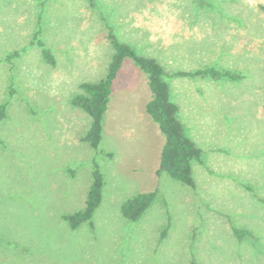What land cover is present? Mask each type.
Wrapping results in <instances>:
<instances>
[{"label":"rangeland","instance_id":"rangeland-1","mask_svg":"<svg viewBox=\"0 0 264 264\" xmlns=\"http://www.w3.org/2000/svg\"><path fill=\"white\" fill-rule=\"evenodd\" d=\"M109 28L165 68L203 152L195 188L157 174L165 136L131 59L99 148L83 140L91 118L72 99L106 76ZM212 67L237 77L171 76ZM0 105V264H264V0H0ZM96 167L94 226L72 229L63 217L85 208ZM153 191L138 221L124 218L128 199Z\"/></svg>","mask_w":264,"mask_h":264},{"label":"trees","instance_id":"trees-1","mask_svg":"<svg viewBox=\"0 0 264 264\" xmlns=\"http://www.w3.org/2000/svg\"><path fill=\"white\" fill-rule=\"evenodd\" d=\"M39 35L36 32L35 37ZM35 38V39H36ZM107 39L110 41L113 54L107 67L106 76L98 82H84L80 85L81 93L72 99V105L87 113L91 118V125L83 140L93 149H98L102 141L103 121L112 94L114 81L125 59H131L133 63L147 75L148 85L152 92V99L146 104L145 111L158 125L165 136V144L161 151L160 166L157 174L167 173L174 180L191 188L196 187L193 178L192 163H202V150L187 136L185 126L179 119V106L171 100L170 85L165 79L167 72L155 58L138 54L133 47L119 41L109 28ZM43 48V57L51 65L55 64L50 51L44 48L43 42L39 41ZM18 53L14 54L17 56ZM171 76L176 77H210L220 79L223 77L236 78V74L230 71H220L216 68H203L196 71H178ZM6 118V105H0V121ZM2 140L0 138V144ZM104 187V177L98 167L93 173V182L89 189L85 208L71 214L64 215V220L72 229H77L83 224L93 228V217L99 208ZM157 197V191L138 194L128 199L122 206L124 218L129 221H138L150 208ZM232 231L239 241L253 238L250 230L232 225ZM192 264H194L192 262Z\"/></svg>","mask_w":264,"mask_h":264}]
</instances>
